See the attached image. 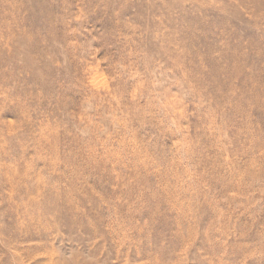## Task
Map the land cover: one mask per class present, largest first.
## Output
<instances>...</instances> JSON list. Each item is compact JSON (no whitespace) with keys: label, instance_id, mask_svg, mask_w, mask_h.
<instances>
[{"label":"rangeland","instance_id":"374dc122","mask_svg":"<svg viewBox=\"0 0 264 264\" xmlns=\"http://www.w3.org/2000/svg\"><path fill=\"white\" fill-rule=\"evenodd\" d=\"M0 264H264V0H0Z\"/></svg>","mask_w":264,"mask_h":264}]
</instances>
